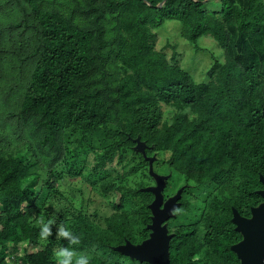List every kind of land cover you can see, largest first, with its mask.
Here are the masks:
<instances>
[{"label": "trees", "instance_id": "obj_1", "mask_svg": "<svg viewBox=\"0 0 264 264\" xmlns=\"http://www.w3.org/2000/svg\"><path fill=\"white\" fill-rule=\"evenodd\" d=\"M212 1L75 0L70 5L69 0H7L16 5L20 19L0 31V76L5 64L13 63L11 68L21 70V75L29 67L18 111L9 119L19 138L30 121L34 133L31 141L23 142L29 143L26 149L0 158L2 250L8 244L17 249L27 243L20 264H37L28 252L39 237L34 220L54 218L66 225L69 212L79 248L100 252L109 260L93 257L91 264H145L114 250L125 241L134 245L148 236L147 206L153 197L140 189L153 181L147 162L133 151L138 137L147 157L166 155L176 173L165 198L185 186L176 214L190 209L184 205L188 191L200 194L194 224L172 230L170 264H238L230 251L240 240L231 209L249 217L250 208L261 202L255 192L263 189L259 175L264 177V2L218 0L219 10L209 11ZM167 22L177 23L181 37L194 47L210 38L223 49L224 61L212 58L203 82L193 81L175 50L167 56L156 48L157 31ZM7 54L14 58L4 63ZM158 105L174 110L171 121L161 119ZM118 112L125 117L117 119ZM64 132L75 140L71 150L67 134L60 145L59 134ZM92 156L95 163L87 180L100 195L120 189L123 196L141 199L143 205L135 209L140 219L133 208L124 209L125 197L104 227L87 214L85 202L53 215L47 206L50 197L63 193V180L81 177L84 160ZM36 157L49 159L48 179L40 181L29 173ZM132 162L135 165L129 167ZM113 164L121 173L107 174ZM143 164L142 177L152 184L139 183L125 191L122 180L135 176ZM175 177L178 182L172 184ZM236 178L243 179L237 186ZM199 225L206 230L203 244L194 238ZM140 226L144 233L138 242L134 234ZM50 239L39 264H54L52 246L58 242Z\"/></svg>", "mask_w": 264, "mask_h": 264}, {"label": "rangeland", "instance_id": "obj_2", "mask_svg": "<svg viewBox=\"0 0 264 264\" xmlns=\"http://www.w3.org/2000/svg\"><path fill=\"white\" fill-rule=\"evenodd\" d=\"M209 0H205L207 2ZM70 5H74L75 0H69ZM218 0H213L211 5H207L209 11H217L219 10V6L216 4ZM264 2V0H263ZM216 4L217 6H215ZM207 10V11H208ZM20 19V13L16 9V5H13L11 2H7V0H0V31H4L6 26L11 25L10 23L17 21ZM157 40H156V48L158 50H163V52L169 56L172 52L175 50L177 53L181 55L180 57V64L181 67L184 69L189 70V74L192 77L193 81L196 83L203 82L205 79V73L206 69L209 67V65L212 62V58L219 59L221 61H224V51L222 48H220L215 41H213L210 38H203L198 41V46L194 47L190 45L186 40H184L181 37V30L177 23L175 22H167L161 29L157 31ZM6 45V44H4ZM232 46V45H231ZM230 46V47H231ZM233 51V50H232ZM231 51V52H232ZM12 54H7L6 57H4V63L8 59L14 58ZM13 63L8 67L5 64V72L1 73L0 76V158L4 159L7 157L10 153H15L17 151H23L26 149L27 145L29 143L23 144V142L31 141V136H33V127L32 122H29L28 129L26 126L23 129V133L20 136V138L15 134L13 130L14 124L10 121L9 115L12 113H15L18 111L20 100L23 96L24 90H23V83L26 81L28 76L29 67H26L24 73L21 75V70L18 72L16 65L17 63H14V67L16 69L11 68ZM262 82L263 79L261 80ZM264 84V83H263ZM159 106V111L161 115V119L171 121L173 118L174 110L169 108H163L161 105ZM120 117H125L123 115H120L118 112L117 119ZM113 121L111 119L110 124L113 125ZM34 123V122H33ZM115 129V128H114ZM65 134L60 133V145H63L65 143V139L63 138L64 135H68L71 139V143L67 149H72L75 145V140H73V135L67 132H64ZM68 140V141H67ZM67 143H69V139H67ZM23 144V145H22ZM32 149H30L29 155L32 156ZM101 152L100 150H97V152ZM96 152V153H97ZM154 154L151 153L149 157H152ZM156 156V155H155ZM138 161H140L139 157H137ZM167 156L162 155L159 153L157 155L156 161L153 163V171L155 173L168 175L169 179L173 178L176 173L175 171L166 163ZM49 163V159L47 157H36L33 159V166L30 168L29 173L33 176H36L38 178H41L40 181H43L45 179H48V175L50 174V170L47 169V166ZM95 163V159L92 157L84 160L82 166L85 167V172H83V175L79 178H74L71 181L63 180L60 182V186L62 187L63 193H61L60 198L59 196H51L49 199V204L47 206H51L52 212L55 214H62V210L60 209H69L68 207H79L81 203L85 202V204H88V209H86L89 214V216L95 220V224L99 225L100 227H104L105 220L111 217L113 214H115V206L120 204V198L125 197L126 203H124V209L128 208L129 210L133 208L134 216L138 219H140V215L138 213V210L142 205L143 201L141 199H133L130 196H123L122 191L116 190L112 193L106 194V195H100L98 193V190L96 186L91 182L90 180H87L86 173L93 168ZM134 162L131 163L129 167H131ZM146 166L145 164L142 165L141 171L136 172L135 176L124 178L121 182L124 190H133L137 184H152L150 180H148L146 177H142L145 173ZM46 171V175L43 173ZM121 173L118 170V165H110L107 167L106 172L114 173V172ZM105 172V173H106ZM138 173V174H137ZM175 174V175H174ZM174 175V176H172ZM178 177V176H177ZM175 177L172 184H175L178 182V178ZM65 179V178H64ZM152 180V179H151ZM242 178L235 179V185L237 186L239 183L242 182ZM180 183L182 182L179 180ZM88 182V183H87ZM182 185V184H181ZM58 188V187H57ZM200 194L196 191H188L187 195L184 197V200L186 201L184 205H187V207H190V209L184 208V210H180L177 212L176 220H173L171 225L170 232L175 228L177 230L180 229V226L186 225L190 226L194 224L195 217L198 214L199 209H201V205L199 206V203H197V199L199 198ZM122 206V205H121ZM136 209V210H135ZM60 210V211H59ZM74 210L70 211L73 212ZM133 217V215L131 216ZM50 218V217H49ZM72 218V214L69 212L67 213V217L65 218L67 221V224L65 226L70 227V222ZM52 219V218H50ZM43 220H47L46 218L39 217L34 220V224L36 225V228L39 231V225L40 222ZM56 220V219H55ZM57 222V221H56ZM181 227V228H182ZM52 230H55V227H53ZM144 227H139L137 232L134 234V240L138 241L141 238V235L144 233ZM195 240L203 244L206 239V230L203 225L197 226V231L195 235ZM54 240V236L52 237ZM55 241V240H54ZM27 243L21 244V246L17 249H14L11 244L6 245L5 248H0V252L4 251L3 254V260L4 264H20V260L23 257L24 250L26 248ZM49 244L44 243L40 240V237H38L36 244L32 245L33 249L30 248L28 250L29 253H33L36 258L34 259V262L39 264L41 251L44 250L43 248ZM57 247L52 246L53 250V257H54V249ZM32 251V252H31ZM87 251L92 258H96L102 262L109 263V260L102 255L100 252L93 253L90 249L85 250ZM28 254V253H27ZM29 255V254H28ZM39 260V261H38ZM41 263V262H40Z\"/></svg>", "mask_w": 264, "mask_h": 264}, {"label": "water", "instance_id": "obj_3", "mask_svg": "<svg viewBox=\"0 0 264 264\" xmlns=\"http://www.w3.org/2000/svg\"><path fill=\"white\" fill-rule=\"evenodd\" d=\"M163 2L160 4V6ZM133 151L140 154L148 165V176L154 185L140 192L152 195L153 199L147 206L150 213V223L146 226L148 236L138 244L125 241L123 245L114 248L115 251L139 263L145 264H170L169 246L173 234H169L167 221L175 217L174 211L179 208V200L183 189L174 195L165 198L164 189L169 176H161L153 171L155 155L147 157L146 145L137 137L133 140ZM259 182L263 189L256 191L261 202L250 208L249 217L241 216L234 208L231 209V222L234 231L240 240L230 246V251L235 255L238 264H264V177L259 175Z\"/></svg>", "mask_w": 264, "mask_h": 264}, {"label": "clouds", "instance_id": "obj_4", "mask_svg": "<svg viewBox=\"0 0 264 264\" xmlns=\"http://www.w3.org/2000/svg\"><path fill=\"white\" fill-rule=\"evenodd\" d=\"M178 209L174 211V214H176ZM53 227L56 229L55 234L52 231ZM168 232L173 234L169 230ZM38 235L44 243L50 242V238L53 236L54 240L58 242L57 247L54 249V264H91L92 256L87 251L79 248V236L74 234L72 229L63 223L57 224L54 218L40 222Z\"/></svg>", "mask_w": 264, "mask_h": 264}, {"label": "flooded vegetation", "instance_id": "obj_5", "mask_svg": "<svg viewBox=\"0 0 264 264\" xmlns=\"http://www.w3.org/2000/svg\"><path fill=\"white\" fill-rule=\"evenodd\" d=\"M159 174V173H158ZM159 175H161V176H168V175H163V174H159ZM168 181V180H167ZM167 184H168V182H166V187H167ZM165 187V188H166ZM183 189L182 190V193H181V198H182V194H183V192L185 191V186H180V187H178L177 189H176V191H174L173 193H172V195H174L179 189ZM165 190V189H164ZM164 192V191H163ZM172 195H170V196H172ZM170 196H168V197H170ZM165 197V196H164ZM168 197H166V198H168ZM181 198H180V200H181ZM181 203V202H180ZM244 217V216H243ZM169 225H168V222H167V227H168Z\"/></svg>", "mask_w": 264, "mask_h": 264}]
</instances>
